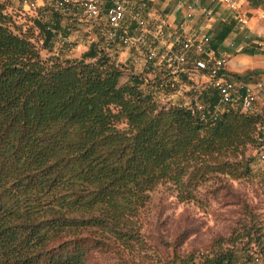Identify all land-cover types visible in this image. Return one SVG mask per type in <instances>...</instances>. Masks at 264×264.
Here are the masks:
<instances>
[{
    "label": "trees",
    "instance_id": "obj_1",
    "mask_svg": "<svg viewBox=\"0 0 264 264\" xmlns=\"http://www.w3.org/2000/svg\"><path fill=\"white\" fill-rule=\"evenodd\" d=\"M51 5L38 8L51 16L21 23L27 11L0 0V264H88L97 252L136 264V255L146 258L141 220L153 193L164 187L190 203L215 177L248 176L247 152L256 153L264 119L238 105L214 118V90L199 97L205 120L187 103L162 102L171 74L159 58L137 73L95 40L80 58L54 53L56 42L70 45L64 20L83 14ZM102 30L110 47L146 54L156 46L126 47ZM250 231L259 261L264 234ZM238 239L192 253L175 247L159 264H239Z\"/></svg>",
    "mask_w": 264,
    "mask_h": 264
},
{
    "label": "rangeland",
    "instance_id": "obj_2",
    "mask_svg": "<svg viewBox=\"0 0 264 264\" xmlns=\"http://www.w3.org/2000/svg\"><path fill=\"white\" fill-rule=\"evenodd\" d=\"M256 2L252 5L253 7L260 4H256ZM38 3L39 8L43 6L41 3L46 4L48 9L53 8V5L44 0H39ZM205 3L209 7L220 5L209 0H205ZM18 10L23 9L19 7ZM173 10V7L155 5L151 12L163 15L167 19V16L173 14ZM26 11L23 13L27 14V17L25 16L22 20L17 17L19 22L28 23L29 18L41 14L51 16V12H39V9L31 11L27 8ZM19 15L23 16L20 13ZM248 16H252L251 13ZM67 18L68 20L65 19L63 24L70 25L71 31L68 39L70 45L62 47L60 43L56 42L54 53L61 52L65 57L80 58L95 40L100 49L115 57L120 56L129 69H135L133 64L130 65L132 54H136L139 60L145 62L146 54L143 50L133 51L119 44L110 47L108 44L110 40L102 36V29L105 28L103 22L87 20L83 15H79L74 22L69 17ZM25 26L28 27V24ZM24 29L27 28L24 27ZM138 36L134 37L138 38ZM35 37L38 38L37 33ZM38 44L42 45L41 42ZM42 54L44 57L50 55L47 50H42ZM137 70L135 72L141 73L143 69L138 68ZM248 74L241 81L255 88L258 95L255 108L259 109L261 113L257 114L255 109L253 114L264 119V87H261L264 83V72L249 71ZM148 78L152 81L154 76L149 74ZM235 79L238 80V78ZM191 80L195 84L198 79L193 75ZM186 91L183 88L177 96L160 99L162 102L173 99V102L176 103H189V94ZM247 156L250 158L251 170L248 176L241 179H233L228 176L215 177L201 188L197 201L183 203L178 200L175 193L164 187L156 190L141 220L144 241V250L141 251V254L146 258L142 260L140 256L136 255L134 258L136 264H140L141 261L143 264H159L160 260L171 256L175 247L180 253L209 250L220 238L226 240L239 238L236 243V249L241 256L239 264H264L263 255L259 254V261L256 260V246L250 244V239L246 236V233L251 232L252 226L264 234V171L255 152L249 149ZM251 236L257 237L254 233H251ZM88 264L122 263L110 253L97 252L92 255Z\"/></svg>",
    "mask_w": 264,
    "mask_h": 264
},
{
    "label": "built area",
    "instance_id": "obj_3",
    "mask_svg": "<svg viewBox=\"0 0 264 264\" xmlns=\"http://www.w3.org/2000/svg\"><path fill=\"white\" fill-rule=\"evenodd\" d=\"M50 4L56 5L60 9L73 8L82 12L83 16L89 20H104L107 31L106 35L110 38L117 37L118 41L126 47L137 46L138 41L144 40L147 22L144 12L151 5L159 2L165 4L174 3L176 11L183 13L182 32L173 40V46L168 48L163 44L164 32H157L161 45L150 47L145 56V64L151 60L159 58V63L163 67L167 65L170 71V78L165 83L168 90L162 91L161 99H167L169 96L174 97L180 91L177 89L178 84H183L184 89L194 92V98L187 105L192 107L194 112L200 113L203 120L207 119L205 106L201 103L199 97L203 91L214 90L218 93V102L215 105L212 115L217 118L224 112L228 105H238L243 112L253 113L258 101V95L255 88L241 80H236L226 74L229 65V56L221 54L217 56L210 48V37L189 33L187 31L188 23L194 19L197 12L205 16L211 15V12L203 6L201 0H44ZM212 3L224 5L229 8L238 19L243 23L248 21V15L241 11V3L237 0H209ZM39 0H22V4L31 11L39 8ZM264 17V13H263ZM133 36H129V31L133 27ZM121 30L120 34L118 31ZM138 36V38L134 36ZM179 49H174L175 46ZM135 62L142 64L138 58ZM188 75L189 80L192 76H205L204 82L195 83L194 86L183 83L182 76ZM164 84H162L163 86ZM170 97V98H171ZM193 105H190L192 103ZM256 155L262 164L264 171V127L258 139ZM258 261V259H257Z\"/></svg>",
    "mask_w": 264,
    "mask_h": 264
},
{
    "label": "crops",
    "instance_id": "obj_4",
    "mask_svg": "<svg viewBox=\"0 0 264 264\" xmlns=\"http://www.w3.org/2000/svg\"><path fill=\"white\" fill-rule=\"evenodd\" d=\"M237 1L241 3V11L243 13H246L247 15L251 13L252 15L248 16V21L246 23L240 21L237 15L226 6L215 5L209 7L206 6L205 0H201L203 6L211 12V15L205 16L204 14L197 12L194 19L189 22L187 26V31L189 33L206 35L214 40L215 46H209V48L217 56H220L221 54L229 56V65L226 74L234 79L238 78V76L247 75L249 71H256L259 73L264 72V0ZM254 2L260 4L253 7L252 5ZM12 3L16 8L20 7L24 10L27 9L21 3V0H12ZM41 4L43 6H40V8L46 7V4ZM156 5L173 7V14L167 16L168 18L165 19L163 15L151 12L154 10L155 5L149 6L144 12V17L147 22L144 40L148 42V45L151 46L155 44L156 46H159L160 49L164 50L165 46H163V44L168 48H171L173 46L174 38L181 34L183 30V13L176 11L174 3L165 4L159 2ZM159 31L164 32V42L162 45V42H160V39L157 36V32ZM174 49L178 50L179 46H175ZM118 58L120 62L124 63L120 56H118ZM135 59L133 62H130L131 66L132 64L135 66L134 70L138 71V68L144 70V63L138 64L135 62ZM140 61L142 62V60ZM197 79L198 80H196L195 83L204 82L207 78L202 75L197 77ZM190 87L192 86H189V88ZM261 87H264V83ZM256 113L260 114L261 112L259 109H256Z\"/></svg>",
    "mask_w": 264,
    "mask_h": 264
}]
</instances>
